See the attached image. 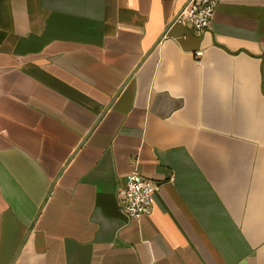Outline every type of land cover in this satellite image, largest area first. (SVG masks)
<instances>
[{
  "label": "crops",
  "instance_id": "1",
  "mask_svg": "<svg viewBox=\"0 0 264 264\" xmlns=\"http://www.w3.org/2000/svg\"><path fill=\"white\" fill-rule=\"evenodd\" d=\"M188 1L0 0V264H264V0Z\"/></svg>",
  "mask_w": 264,
  "mask_h": 264
},
{
  "label": "built area",
  "instance_id": "2",
  "mask_svg": "<svg viewBox=\"0 0 264 264\" xmlns=\"http://www.w3.org/2000/svg\"><path fill=\"white\" fill-rule=\"evenodd\" d=\"M218 0H189L176 20L186 22L197 32L208 29L213 20ZM201 55L202 52H198ZM161 182L143 175L138 170L127 176L124 186L118 190L121 210L131 218H140L153 210L155 194L160 190Z\"/></svg>",
  "mask_w": 264,
  "mask_h": 264
}]
</instances>
